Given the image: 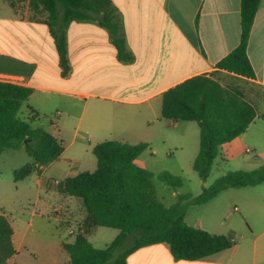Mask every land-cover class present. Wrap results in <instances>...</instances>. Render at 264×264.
<instances>
[{
	"label": "crops",
	"instance_id": "crops-1",
	"mask_svg": "<svg viewBox=\"0 0 264 264\" xmlns=\"http://www.w3.org/2000/svg\"><path fill=\"white\" fill-rule=\"evenodd\" d=\"M1 1L0 81L32 89L19 118L34 129H44L64 148L56 161L31 174L38 176L40 190L49 192L65 179L95 169L93 149L104 141L147 143L149 149L161 141L168 150L176 148L177 140L182 143L188 138L193 122L165 120L163 94L196 76H212L224 88L240 89L257 111L247 131L223 145L217 159L223 163L243 159L251 170L264 165V96L260 92L264 91V0L257 9L247 47L255 80L217 69V64L240 44L242 0H110L132 61L120 60L110 32L98 22L72 21L66 28L67 74L51 37L47 15L32 11L30 0H22L15 7ZM48 115L51 118H46ZM206 182L200 179L196 192L174 194L196 198ZM262 186L264 183L230 189L236 190L231 193L237 199L234 211L246 219L245 228L237 221L229 222L230 215L220 220L198 213L194 224H190L187 212L190 226L234 240L233 248L188 261L174 259L166 244H158L137 250L127 264H264V191L258 189ZM62 196L64 204L58 214L70 231L79 229L85 219L82 202ZM3 206L1 202L0 216L11 222L17 252L6 264H31L20 258L23 251L30 252L26 239L33 222L23 230ZM255 214L259 221L253 226L249 217ZM77 215L82 216L80 225L75 224ZM88 239L91 241L90 236ZM62 251L61 244L58 252L47 253L45 264H70L67 257L62 259Z\"/></svg>",
	"mask_w": 264,
	"mask_h": 264
},
{
	"label": "trees",
	"instance_id": "trees-1",
	"mask_svg": "<svg viewBox=\"0 0 264 264\" xmlns=\"http://www.w3.org/2000/svg\"><path fill=\"white\" fill-rule=\"evenodd\" d=\"M261 0L241 1L240 44L217 64V69L229 74L255 80L248 58V42ZM15 7L14 3H10ZM37 14L47 15V24L56 46L64 74L70 70L67 59L66 28L72 21L98 22L111 35L123 62H131L125 35L110 0H30ZM32 89L0 81V155L8 149L24 148L33 164L14 173L16 182L34 171L56 161L64 148L60 141L42 128L19 118L21 106ZM162 116L172 123L195 122L200 130V150L193 170L206 182L221 147L244 134L257 118L255 107L245 100L238 88H224L212 76H196L163 94ZM264 120V115L261 117ZM149 149V144L131 145L104 141L96 145L95 172H83L58 183V192L82 202L85 219L73 243H63L70 264H127L137 250L166 244L174 259L195 261L229 250L235 241L192 227L186 222L190 205H206L230 189L256 187L264 183V165L252 171H233L218 178L202 193L192 198L179 195V202L169 208L159 200L154 187V174L139 167L136 160ZM159 180L174 190L183 186L181 177L169 172ZM98 228L119 231L105 248L96 249L89 241ZM14 230L8 217L0 216V264L17 255L13 244ZM131 242L125 248L127 241Z\"/></svg>",
	"mask_w": 264,
	"mask_h": 264
},
{
	"label": "rangeland",
	"instance_id": "rangeland-1",
	"mask_svg": "<svg viewBox=\"0 0 264 264\" xmlns=\"http://www.w3.org/2000/svg\"><path fill=\"white\" fill-rule=\"evenodd\" d=\"M5 2L9 4L12 2L16 5L23 1L5 0ZM0 3H2L1 0ZM2 25L6 26L4 23ZM260 92L264 96V91L260 90ZM46 118H51V115H48ZM189 125L192 128L189 129L188 138L182 143L177 140L175 142L176 148L168 150L167 145L158 141L138 159V166L154 174L153 181L157 196L161 202L164 201V205L168 208L179 202L178 195H175V192L187 194L198 190L196 187L200 178L193 170V162L200 150V130L195 122ZM155 151L156 153L153 154ZM92 161L95 169H90L89 172L97 170L96 159L93 158ZM30 164H32V158L26 153L24 148L19 150L8 149L0 155V183L2 185L0 203H3L5 213L9 215L11 220H16L15 222L23 230H26L30 221L33 222V226L28 230L26 239V246H28L30 252L23 251L20 258L21 261H27L31 264H45L47 253H51L54 250L58 252L61 244L72 243L75 236L69 234L70 228L64 224V219L58 214L60 212L59 208L63 206L65 198L58 193L55 187H52L49 192L40 190L38 188L37 175H31L19 182L15 181L14 173ZM233 171L252 170L243 159L232 163H223L220 159H217L207 179L206 187L211 186L218 178ZM163 172H169L181 177L183 182L182 188L174 190L160 181L158 176ZM258 189L264 191V186ZM235 192L236 190H228L215 202L208 205H190L188 209L189 223L194 224L198 213H202L204 217L218 218L220 220H224L230 215L229 222L234 220L242 228L247 227L246 219L237 216L239 214L234 211L236 206L234 202L237 199L231 193ZM249 221L253 226H256L255 222H258L259 218L255 214L249 217ZM81 223L82 216L77 215L75 224L80 225ZM117 234H119V231L115 229L98 228L91 233L90 242L96 249H105L116 238ZM130 246L131 242L128 240L125 248H129ZM61 253L63 255L62 259L64 256L69 259V255L64 250ZM35 257H37V260ZM57 259H59L58 255Z\"/></svg>",
	"mask_w": 264,
	"mask_h": 264
},
{
	"label": "built area",
	"instance_id": "built-area-1",
	"mask_svg": "<svg viewBox=\"0 0 264 264\" xmlns=\"http://www.w3.org/2000/svg\"><path fill=\"white\" fill-rule=\"evenodd\" d=\"M78 229L77 227H74L71 231H70V234L71 235H75L77 233Z\"/></svg>",
	"mask_w": 264,
	"mask_h": 264
}]
</instances>
